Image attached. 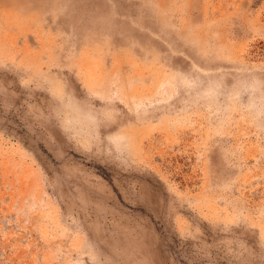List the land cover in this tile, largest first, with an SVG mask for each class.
Here are the masks:
<instances>
[{
    "label": "rangeland",
    "instance_id": "rangeland-1",
    "mask_svg": "<svg viewBox=\"0 0 264 264\" xmlns=\"http://www.w3.org/2000/svg\"><path fill=\"white\" fill-rule=\"evenodd\" d=\"M44 1L0 0V264H264V0ZM71 7L115 44L166 15L212 64L66 45ZM56 56L88 133L55 109Z\"/></svg>",
    "mask_w": 264,
    "mask_h": 264
},
{
    "label": "bare ground",
    "instance_id": "bare-ground-1",
    "mask_svg": "<svg viewBox=\"0 0 264 264\" xmlns=\"http://www.w3.org/2000/svg\"><path fill=\"white\" fill-rule=\"evenodd\" d=\"M45 1H47L46 4ZM45 1L44 6H42L39 10L40 15L47 11H50L48 13L55 15V13L61 10V7H58L55 2L49 0ZM50 18L53 19L54 17ZM58 18H60V25H62L63 31L66 33V36L64 37L65 42H63L66 45H70L73 42L74 47H78V44H82L80 47L95 46L99 49H102L103 51V48H105V46L112 47L115 44L113 31H115V28L118 26L116 24V18L113 15L107 14L105 11H102V9H95L89 12L83 8L77 9L71 7L70 10L65 11V13L62 12V14L58 16ZM188 21L189 28H191L192 22H196L193 20V18L189 19ZM152 25L153 26H150V24H148L149 27H145L147 33L144 32V34H141V32L136 31L135 29L134 32L137 35L134 33L132 34V32H128L129 36H122L121 40L119 39L115 45H122L124 47H127L125 48V50L131 49L135 54H139L141 56H149V54L151 53L156 54V50L157 48H159L163 52V54H166L165 60L169 61L168 63L172 66H175V68H178L176 67V65L178 66L181 63H192L196 66L203 67L212 64L210 57L203 58L200 54L202 48L201 45H203L205 42L198 40L202 37L201 35L199 37L197 35L190 34L186 27L177 30L173 26L170 18H168L166 15L159 14L158 17L156 16V19L152 23ZM141 26L143 25L141 24ZM169 32H171V34ZM138 35H143V37H138ZM133 41L134 43L131 47L129 44H131V42ZM208 41L209 40H207V42ZM154 44L158 45H155L154 47ZM171 48L174 49L176 53L172 52ZM80 52L81 51H76L75 55L78 56ZM61 58L62 57L57 58L56 56V66L59 74L56 78L57 81L55 85L62 86L60 88L56 87L57 90L50 93L53 103L57 105L55 109H60L59 106H61L63 103L67 104L68 107L70 106L69 119H73V121H76V127H78V129H80L82 132L88 133L90 130V121L88 122L89 115L87 114L84 116L77 109L78 106L76 104H70V100L74 97V93L64 92V81L62 78H66L67 67L65 66L66 62L60 60ZM39 78H44V76L41 75ZM109 85L106 86L108 87L107 92L110 89ZM106 87H104V83L98 82L97 87H93V89H96V94H102L104 93L103 90ZM93 123L94 125H96L95 122ZM94 133L95 132L93 131V136L95 135ZM113 141L116 143V145H121L122 143H124L125 138L121 134H116V139H113ZM16 150L20 153V155H24L23 148L19 147V145L16 147ZM56 214L59 220H63L64 214L62 211L57 210ZM87 264L101 263L98 258H96L94 255H91V258L87 261Z\"/></svg>",
    "mask_w": 264,
    "mask_h": 264
}]
</instances>
